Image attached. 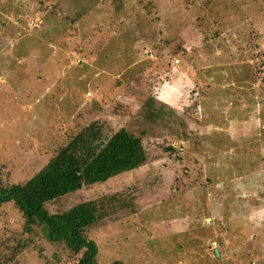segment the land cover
Returning <instances> with one entry per match:
<instances>
[{
    "label": "rangeland",
    "instance_id": "1",
    "mask_svg": "<svg viewBox=\"0 0 264 264\" xmlns=\"http://www.w3.org/2000/svg\"><path fill=\"white\" fill-rule=\"evenodd\" d=\"M214 54L231 62L224 85L237 88L202 102L233 109L249 139L225 160L223 134L201 140L211 126L201 125L202 109L198 119L180 117L153 96L172 69L199 70ZM92 123L105 136L121 127L140 135L147 154L46 204L60 212L118 194L87 230L102 264H264V0H0L3 180H27ZM0 264H76V256L38 229L24 232L5 203Z\"/></svg>",
    "mask_w": 264,
    "mask_h": 264
},
{
    "label": "trees",
    "instance_id": "2",
    "mask_svg": "<svg viewBox=\"0 0 264 264\" xmlns=\"http://www.w3.org/2000/svg\"><path fill=\"white\" fill-rule=\"evenodd\" d=\"M94 128L92 123L80 130L25 181L5 182L0 163V205L13 204L21 213L24 232L34 233L38 229L47 242L76 256V264H102L97 243L87 230L106 216L108 205L116 197L119 199L118 194L81 201L60 212H49L46 204L83 185L132 170L147 157L140 135L119 128L105 136Z\"/></svg>",
    "mask_w": 264,
    "mask_h": 264
},
{
    "label": "crops",
    "instance_id": "3",
    "mask_svg": "<svg viewBox=\"0 0 264 264\" xmlns=\"http://www.w3.org/2000/svg\"><path fill=\"white\" fill-rule=\"evenodd\" d=\"M181 40H182V37H181ZM182 45L185 46L183 44V40H182ZM183 46L181 49V53L189 51L191 47L189 46V48H186V47L184 48ZM185 55L186 53L184 55L180 54L179 58L175 57V59L178 60L176 63H174L176 64L175 66L177 68L183 66L185 59L182 56H185ZM187 55L190 56V53L187 52ZM191 55L196 57V53L191 54ZM216 58L217 56L215 54L211 55L209 58H207L202 63L203 68H199V70L195 69L194 65L188 66L187 69L184 67L185 69H181L178 71L176 69H172L171 73L173 74V76L171 77L170 82L160 83L157 86V89L155 90L153 96L155 99L161 101L162 103L170 107L171 112L172 110H174L176 113H180V114H177L180 117H183L185 114L190 113V115H192L193 117H197L196 119H198L197 109H202L200 115L205 118H203L201 125L207 127V124L211 123V126L208 131L205 130V132H203V130H200V134L202 135L201 140L202 141H205V140L208 141L212 139L216 140V138L218 137L217 134L219 132L223 134L224 135L223 139L221 137L220 139L218 138V140L220 142H223V145H224L222 146V148H219L220 151L218 155L222 156V158L225 160L226 158H229L231 154H233L231 153V151H233L234 149V148H231L232 145H235L236 147H240L242 140L249 141V139H248V136H244L246 135L244 132L247 131L244 129V126H246L244 125L245 123L241 122V120H239V118L235 116L234 114L235 112L233 109H231L230 107L226 108L224 107V105L222 106L212 105V107H208L204 104V102H202L204 95L210 96L215 92L217 93L221 92L222 93L221 97L225 99V96H229L228 92L234 93L235 89L237 88L235 85L229 84V83L227 85H224L225 84L224 82L226 80H224L223 74H226L227 69H228L227 67H230L232 65L230 64L231 62H222L220 59H216ZM187 60L191 61L192 57L191 56L188 57ZM189 69L191 70L190 75L188 73ZM203 69L206 72L201 71ZM191 72L193 73V76H191ZM199 74H201L202 76L201 78L199 77ZM203 78H204V83L199 84L200 80ZM205 78H208V80L206 81ZM225 92H227V95H224ZM186 94H189V97ZM201 94H204V95L201 96ZM182 95L186 96L185 101L187 102L181 101L183 97ZM180 96L182 97L180 98ZM231 96L233 98L235 97L234 95H231ZM180 105L182 106L180 107ZM239 107L240 106H237L236 108H239ZM180 108L182 109L179 111ZM219 112L222 113V117L224 118L223 120L225 123L224 126H220L216 124L215 122L217 120L212 121L213 119H211V116L219 117L218 116ZM185 120L188 122L189 117L186 116ZM225 141L228 145H226ZM214 151L216 152V150ZM206 156L208 158H206ZM209 157H210L209 154L208 155L205 154L206 161H210ZM215 166H216V163H215Z\"/></svg>",
    "mask_w": 264,
    "mask_h": 264
},
{
    "label": "built area",
    "instance_id": "4",
    "mask_svg": "<svg viewBox=\"0 0 264 264\" xmlns=\"http://www.w3.org/2000/svg\"><path fill=\"white\" fill-rule=\"evenodd\" d=\"M178 60L177 59H175V62H177Z\"/></svg>",
    "mask_w": 264,
    "mask_h": 264
},
{
    "label": "water",
    "instance_id": "5",
    "mask_svg": "<svg viewBox=\"0 0 264 264\" xmlns=\"http://www.w3.org/2000/svg\"><path fill=\"white\" fill-rule=\"evenodd\" d=\"M216 254H217V252H216Z\"/></svg>",
    "mask_w": 264,
    "mask_h": 264
}]
</instances>
